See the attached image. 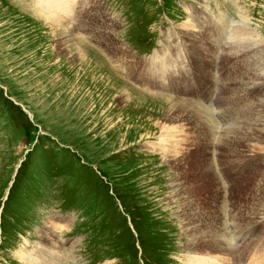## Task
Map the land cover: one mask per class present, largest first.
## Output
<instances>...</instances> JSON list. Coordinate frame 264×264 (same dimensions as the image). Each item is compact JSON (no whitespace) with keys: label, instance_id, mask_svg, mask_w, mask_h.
I'll list each match as a JSON object with an SVG mask.
<instances>
[{"label":"rangeland","instance_id":"374dc122","mask_svg":"<svg viewBox=\"0 0 264 264\" xmlns=\"http://www.w3.org/2000/svg\"><path fill=\"white\" fill-rule=\"evenodd\" d=\"M37 1L0 0V264H264V0Z\"/></svg>","mask_w":264,"mask_h":264},{"label":"bare ground","instance_id":"6f19581e","mask_svg":"<svg viewBox=\"0 0 264 264\" xmlns=\"http://www.w3.org/2000/svg\"><path fill=\"white\" fill-rule=\"evenodd\" d=\"M73 1L74 0H38L37 1V4L39 5V7L42 9V11H46V13H47V15H48V17H50L51 19H55L56 21H58L59 19L58 18H60V16H63V14L65 15L66 14V12L68 11V9L71 7V4H73ZM67 4H69L68 6H67V8L65 9V6L67 5ZM90 9V8H89ZM201 31V30H200ZM194 33V32H193ZM201 34V33H200ZM77 39H80V37L79 36H77ZM200 43V42H199ZM242 43V42H241ZM240 43V44H241ZM263 43V41H261V42H255L254 44H253V48L254 47H256V46H258V45H260V44H262ZM225 44V43H224ZM222 46H227V43L225 44V45H222ZM193 47H195V44H194V46ZM201 47V46H200ZM207 47V46H206ZM192 50V49H191ZM221 51V50H220ZM255 51V50H254ZM253 51V52H254ZM257 52V51H256ZM216 61V60H215ZM264 61V60H263ZM262 76H264V75H262ZM260 80H262L261 78H259ZM259 81V80H258ZM256 83H258V82H256ZM260 83V82H259ZM258 85V84H257ZM247 87V86H246ZM253 87V86H252ZM250 88V87H249ZM261 88V87H260ZM157 145H159V143L157 144ZM237 145V144H236ZM235 146V145H234ZM149 147H147V149H148ZM173 184V183H172ZM183 191V190H182ZM183 194H185V193H183ZM183 194H181L180 193V189H179V186L177 185V183H175L174 182V184H173V186H172V188H171V190H170V197H169V200H170V203H181L182 204V206L181 207H183L184 209H183V211H181L180 210V214H181V216L182 215H186V213H187V208H186V205L188 204V200L184 197L183 199H180V197H182V195ZM180 199V200H179ZM190 207V206H189ZM189 209V208H188ZM182 212V213H181ZM196 212V211H195ZM191 213V212H190ZM197 213V212H196ZM198 214V213H197ZM260 214H263V213H260ZM179 215V214H178ZM261 216V215H260ZM259 216V217H260ZM254 218V217H253ZM262 218L264 219V216L262 215ZM196 220V219H195ZM64 221V220H63ZM264 221V220H263ZM194 222V221H193ZM68 223V222H67ZM186 224V223H185ZM187 225V224H186ZM190 226V228L191 229H194L195 230V224H190L189 225ZM242 226V225H241ZM62 227V226H61ZM60 228V227H59ZM63 229H64V226H63ZM264 231V230H263ZM189 232V231H188ZM200 232V231H199ZM51 233V232H50ZM209 234H207L206 235V232L204 233L205 234V237H207V239L208 240H210V243L209 244H214L216 241H217V239H219V238H217V236H219V235H217V233H216V235H213V231L212 232H208ZM242 233H245V232H242L241 231V234ZM195 234V233H194ZM193 234V235H194ZM202 235V234H201ZM240 235V234H239ZM59 236H61V235H59ZM204 237V238H205ZM222 237V236H221ZM242 237V236H241ZM192 238H193V236H192ZM199 238V237H198ZM202 238V237H201ZM211 238V239H210ZM248 238H250V231H248L244 236H243V240L244 241H247V239ZM197 239V238H196ZM190 241V240H189ZM248 242V241H247ZM195 243V239H194V241H192V245ZM220 243V242H219ZM246 244V243H245ZM216 245V244H215ZM225 245H226V243H225ZM200 246V245H199ZM216 246H219V245H216ZM221 246H222V244H221ZM187 247V246H186ZM220 247V246H219ZM224 247V246H223ZM226 247H228V246H226ZM194 248V247H193ZM205 249V248H204ZM199 251H201L202 252V249L201 250H199ZM259 252H260V250H258L256 253H255V256H256V258H257V254H259ZM243 255V254H242ZM260 255V254H259ZM245 257H246V255H245ZM260 257H262L261 255H260ZM259 257V258H260ZM23 258V260H25L24 262H25V264H28V261H27V259L29 258V256L28 257H22ZM32 256L30 257V263L32 262ZM251 259V258H250ZM254 259V258H253ZM243 261V260H242ZM242 261H240V262H242ZM251 262V261H250ZM260 264H263V262L261 261V262H259ZM259 263H257V264H259ZM240 264V263H239Z\"/></svg>","mask_w":264,"mask_h":264}]
</instances>
